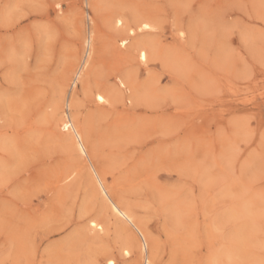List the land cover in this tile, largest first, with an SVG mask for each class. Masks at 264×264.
<instances>
[{
  "label": "rangeland",
  "instance_id": "1",
  "mask_svg": "<svg viewBox=\"0 0 264 264\" xmlns=\"http://www.w3.org/2000/svg\"><path fill=\"white\" fill-rule=\"evenodd\" d=\"M108 199L153 264H264V0H0V264H143Z\"/></svg>",
  "mask_w": 264,
  "mask_h": 264
},
{
  "label": "bare ground",
  "instance_id": "2",
  "mask_svg": "<svg viewBox=\"0 0 264 264\" xmlns=\"http://www.w3.org/2000/svg\"><path fill=\"white\" fill-rule=\"evenodd\" d=\"M57 5H58L59 8H62V7L66 6L64 3H59ZM124 19H122L121 17L117 18L115 23H114L115 24V28L118 29V32L120 34H122V35L125 32L128 35H134L135 34V29L129 27L128 23H127L128 21L126 22V20H124ZM144 27H146V24H144L143 26H138L137 30L138 29H142ZM125 44L126 43H125L124 39L122 38L120 40V44L119 45L122 46V45H125ZM88 46L91 48V51L88 52L87 58L83 60L82 64H80L78 66V68L76 69V71L74 73V81L75 80L77 81V80H79V78H82L81 81H80L82 84H84V82L86 80V75H88V73L90 71L89 64L92 62L93 57H94L93 55H94V50L95 49H94L93 45L91 47V37L88 39ZM146 50L145 49H140L138 51V58L141 61H146V59H147ZM90 53H91L90 59H88ZM69 71H72V69H70ZM121 83L123 84L122 81H121ZM100 92H101V90H100ZM103 94L102 93L101 94L100 93H96L95 94V100H96L97 104H99V103L102 104L105 101L109 102V101H111L113 99L114 93H112L111 91L106 94L108 99H106L103 96ZM59 97L61 99L62 95L59 96ZM108 102H106V103H108ZM66 103H67V106L70 107V104H71L70 100H68ZM111 104H112V102H111ZM97 106H99V105H97ZM60 120H61L62 127L66 130V132H68V141H69L68 143H69L70 146H72L75 154H77L79 157L80 156L87 157L86 147L84 145V141H87V139H85L86 136H85L84 132L82 131L83 128L82 129L79 128V126L73 121V119L69 115H66V114L61 115ZM88 143H89V141H88ZM89 168H90L89 171H90V173L92 175V177L90 176L92 178L91 179L92 186H93V189L95 190L96 194H98L99 196L104 195V197L105 196L108 197L107 196L106 187H105L106 184L103 183V176H101L99 174L98 170L94 167V165L91 162H89ZM64 179H66V177H64ZM113 198H115V197H113ZM108 200H109V202L106 203V206L109 209V211L111 212V214L114 217V219H116V221L119 223L120 228L123 231V241H122V248H121L122 255H124L125 257H130L133 254V251H134L133 248H136V249L139 250L138 252H140L141 255H143V264H153V260H154L153 259L154 258L153 248H152L153 247V245H152L153 243L151 242L152 240L150 239V237L148 238L146 233L143 231V228L141 227V225L138 224L137 221L134 220L133 215L127 210L128 208H125V207H123V205H120L121 202L119 200L118 201L120 202V204L117 203L118 201L114 202L111 199H108ZM105 212H104V214H107ZM104 219L99 220V221H97L95 219L89 220L87 222V224H86L87 229H89V231H91L92 233L94 232V233H98L99 234L100 231L104 230V227H103L105 225ZM112 221H114V220H112ZM127 224H129L132 227V230H134V232L138 236L139 240L137 239V237L134 236L133 232H130V231L128 232V230H127L128 226H126ZM106 225H107V223H106ZM148 246H149V251H148L149 253H147ZM135 252H136V250H135ZM141 255H140V257H141ZM211 257H213V256H211ZM137 261H138V259H137ZM106 264H115V263H114V261L112 259L108 258V260L106 261Z\"/></svg>",
  "mask_w": 264,
  "mask_h": 264
}]
</instances>
